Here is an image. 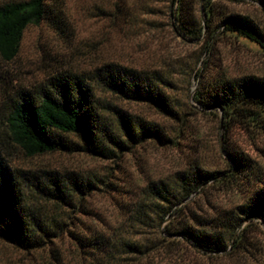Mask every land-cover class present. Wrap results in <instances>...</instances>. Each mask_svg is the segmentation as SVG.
Listing matches in <instances>:
<instances>
[{
    "label": "trees",
    "instance_id": "16d2710c",
    "mask_svg": "<svg viewBox=\"0 0 264 264\" xmlns=\"http://www.w3.org/2000/svg\"><path fill=\"white\" fill-rule=\"evenodd\" d=\"M225 1L231 0H169L173 32L186 42L206 43L204 52L210 55L220 28L223 34L264 49V34L258 24L247 15L217 6ZM253 1L264 9V0ZM197 4H201L204 22L196 15ZM214 20L217 23L213 26ZM41 23L59 30L65 27L62 6L53 0L0 3V68L17 57L25 29ZM207 68L205 62L204 69L191 70L196 79L191 98L194 106L186 108L192 113L197 110L214 115L225 133L233 126L264 132V76L246 73L230 77L223 71L209 76ZM174 87L167 69L106 62L88 72L58 71L33 92L20 88L13 96L4 97V111L0 113V240L21 250L42 247L59 224L49 215L48 205L61 210L75 207L78 196L96 188V181L102 182L57 170L13 168L5 157L7 146L18 148L27 158L65 152L114 159L147 142L171 144L173 139L159 124L130 114L99 94L147 104L182 125L179 105L170 95ZM224 151V169L209 170L197 162L189 163L170 179L147 183L140 202L142 208L163 220L174 212L180 215L209 189L236 197L229 206L189 210L183 223L173 221L167 228L175 241H184L215 258L246 249V230L256 223L264 226V170L238 150L225 146ZM27 186L30 194L24 191ZM78 240L104 252L95 236ZM123 245L140 251L136 244Z\"/></svg>",
    "mask_w": 264,
    "mask_h": 264
},
{
    "label": "rangeland",
    "instance_id": "374dc122",
    "mask_svg": "<svg viewBox=\"0 0 264 264\" xmlns=\"http://www.w3.org/2000/svg\"><path fill=\"white\" fill-rule=\"evenodd\" d=\"M5 1L10 0L0 3ZM53 1L62 6L66 26L59 30L41 23L25 29L17 57L0 68V113L4 97L13 96L20 88L33 92L58 71L88 72L113 62L169 70L175 82L170 95L176 99L184 122L170 120L147 104L100 93L116 107L159 124L173 143L147 142L114 159L65 152L27 158L18 148L7 146L5 157L13 168L57 170L102 182L96 181V188L78 196L75 207L61 210L48 205L49 215L59 224L42 247L21 250L0 240V264H264V235L257 223L245 232L246 249L217 258L175 241L167 232L171 222L183 223L189 210L232 205L237 198L229 193L209 189L180 215L174 212L163 220L140 203L147 183L170 179L189 163L197 162L209 170L224 169L225 146L248 155L264 170V132L233 126L225 133L214 115L186 108L194 106L190 99L196 87L192 69H204L207 62L205 73L209 76L222 71L230 77L246 73L264 76V49L223 34L220 28L212 40L211 55L204 52L206 43L186 42L173 32L169 0ZM219 5L249 16L264 34V9L257 2L231 0ZM195 8L197 17H204L201 4ZM216 23L214 20L213 26ZM28 186L24 191L30 194ZM84 236L97 237L104 252L81 245L78 238ZM123 242L140 246V251L126 248Z\"/></svg>",
    "mask_w": 264,
    "mask_h": 264
},
{
    "label": "water",
    "instance_id": "95a60500",
    "mask_svg": "<svg viewBox=\"0 0 264 264\" xmlns=\"http://www.w3.org/2000/svg\"><path fill=\"white\" fill-rule=\"evenodd\" d=\"M201 10H202V8H201ZM203 16H204V14H203ZM202 21L204 22V17H202ZM192 94H193V91L191 92V94H190V99L192 98ZM226 155V154H225ZM226 158H227V156H226ZM245 224V222L243 223V224H241V226L238 228V230L239 229H241L242 228V226ZM238 230L236 231V233L238 232ZM262 230H263V232H264V226H262ZM235 233V234H236Z\"/></svg>",
    "mask_w": 264,
    "mask_h": 264
}]
</instances>
